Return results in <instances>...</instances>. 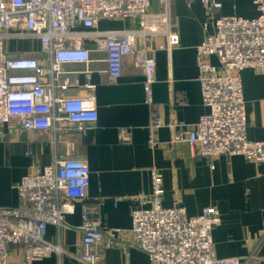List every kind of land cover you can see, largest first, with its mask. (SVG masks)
<instances>
[{
	"label": "built area",
	"instance_id": "2783aa9c",
	"mask_svg": "<svg viewBox=\"0 0 264 264\" xmlns=\"http://www.w3.org/2000/svg\"><path fill=\"white\" fill-rule=\"evenodd\" d=\"M208 12L221 7V0H202ZM255 18L214 16L205 24L208 32L197 47V64L204 105L209 109L195 125L176 122L173 142H187L195 156L214 159L221 155L243 156L264 162V141L247 136L248 120L241 72L252 68L264 73V0H255ZM137 22V28L100 30L101 20ZM164 36L168 50L180 44L172 16V0H0V126L18 121L25 131L54 130V161L39 173L25 175L16 185L17 206H0V264H11L15 251L20 264H34L53 254L67 252L47 240L48 226H66L77 202L84 200L90 185V167L84 159L73 157V144L62 153L65 128L73 124L78 132L98 121L96 85H85L84 96L64 97L59 93L71 86L65 64L88 65L91 50L107 54L108 73L122 75L124 59L134 56L145 74L144 90L151 108L149 144L158 145V132L164 126V104L154 100L156 61L137 45L148 37ZM38 41L45 56L13 55L8 41ZM216 56L220 66L212 63ZM80 102L91 109L94 120L74 121L66 111L67 102ZM129 141V130H121ZM153 191L145 200L147 208L132 214V241L129 245L147 253L150 264H248L253 256L219 258L213 230L221 222L215 206L198 216H189L183 207L163 206V176L152 172ZM82 236L77 259L83 264H101L97 246L121 244L118 229L104 228L86 208L77 228Z\"/></svg>",
	"mask_w": 264,
	"mask_h": 264
},
{
	"label": "crops",
	"instance_id": "0c3cea01",
	"mask_svg": "<svg viewBox=\"0 0 264 264\" xmlns=\"http://www.w3.org/2000/svg\"><path fill=\"white\" fill-rule=\"evenodd\" d=\"M214 16L255 18L259 11L255 0H221V7L208 12L202 0H172V16L180 44L171 50L164 36L148 37L137 45L156 61L154 100L164 104V126L158 132V145L149 144L148 124L151 108L144 90L145 74L134 56L124 59L122 75L114 79L108 73L107 54L92 42V61L65 64L63 69L71 86L60 91L64 97L84 96L85 85H96L99 119L85 133L73 124L66 126L59 150L66 153L73 144L72 156L84 159L90 167V185L84 200L77 202L66 226L50 225L48 241L61 245L66 254H53L34 264H83L80 254L81 232L86 208L102 226L120 231L121 244L97 246L101 264H150L146 252L129 245L132 241L133 211L149 206L145 200L153 191L152 172L163 176V206L183 207L189 216H198L209 206L221 213V222L213 230V242L219 258L253 256L248 264H264V162L255 163L243 156L221 155L214 159L195 156L187 142L174 143L179 131L176 122L195 125L209 109L204 105L197 47L208 32L205 24ZM100 30L124 31L137 28V22L101 20ZM13 55L45 56L38 41H8ZM212 63L220 66L213 56ZM248 120L247 136L264 141V73L247 68L241 72ZM129 130L123 141L121 130ZM56 132L25 131L18 121L0 126V206H17V183L27 174L39 173L55 158ZM15 251L11 264H20Z\"/></svg>",
	"mask_w": 264,
	"mask_h": 264
},
{
	"label": "clouds",
	"instance_id": "9594fccd",
	"mask_svg": "<svg viewBox=\"0 0 264 264\" xmlns=\"http://www.w3.org/2000/svg\"><path fill=\"white\" fill-rule=\"evenodd\" d=\"M67 113L73 118L74 121L94 120L95 115L91 109H84L81 103L78 102H67L66 104Z\"/></svg>",
	"mask_w": 264,
	"mask_h": 264
}]
</instances>
